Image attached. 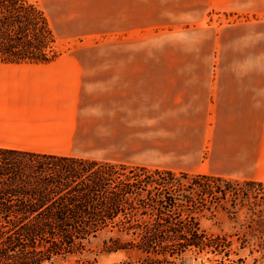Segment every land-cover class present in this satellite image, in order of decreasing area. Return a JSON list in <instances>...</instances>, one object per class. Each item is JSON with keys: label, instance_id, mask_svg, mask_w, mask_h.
Masks as SVG:
<instances>
[{"label": "trees", "instance_id": "trees-1", "mask_svg": "<svg viewBox=\"0 0 264 264\" xmlns=\"http://www.w3.org/2000/svg\"><path fill=\"white\" fill-rule=\"evenodd\" d=\"M54 41L36 0H0L1 61L47 59ZM245 206L264 248V181L0 146V264H58L101 232L108 251L137 254L118 264H173L190 250L228 264L232 234L207 231L199 214Z\"/></svg>", "mask_w": 264, "mask_h": 264}, {"label": "crops", "instance_id": "crops-1", "mask_svg": "<svg viewBox=\"0 0 264 264\" xmlns=\"http://www.w3.org/2000/svg\"><path fill=\"white\" fill-rule=\"evenodd\" d=\"M138 58L0 60V146L264 181V121H209L208 81Z\"/></svg>", "mask_w": 264, "mask_h": 264}, {"label": "rangeland", "instance_id": "rangeland-1", "mask_svg": "<svg viewBox=\"0 0 264 264\" xmlns=\"http://www.w3.org/2000/svg\"><path fill=\"white\" fill-rule=\"evenodd\" d=\"M250 2L226 7L215 0H36L58 54H133L148 60L150 69L192 72L198 93L208 81L214 103L209 121H264V0ZM231 211L205 210L199 221L209 232L232 234L237 253L225 259L228 264H241L238 257L243 264H264L261 239L247 227L248 207ZM110 234L90 237L56 262L118 264L137 258L135 252L108 251L104 240ZM218 257L190 250L173 264H215Z\"/></svg>", "mask_w": 264, "mask_h": 264}]
</instances>
